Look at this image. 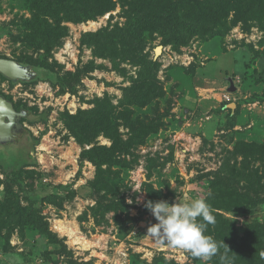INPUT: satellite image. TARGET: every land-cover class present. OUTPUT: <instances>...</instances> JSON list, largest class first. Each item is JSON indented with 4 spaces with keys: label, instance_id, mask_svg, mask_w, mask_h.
<instances>
[{
    "label": "rangeland",
    "instance_id": "1",
    "mask_svg": "<svg viewBox=\"0 0 264 264\" xmlns=\"http://www.w3.org/2000/svg\"><path fill=\"white\" fill-rule=\"evenodd\" d=\"M111 2L0 0V58L36 75L0 74L29 114L25 151L0 148V264H204L147 235L149 201L205 199L218 243L264 223V3Z\"/></svg>",
    "mask_w": 264,
    "mask_h": 264
},
{
    "label": "clouds",
    "instance_id": "2",
    "mask_svg": "<svg viewBox=\"0 0 264 264\" xmlns=\"http://www.w3.org/2000/svg\"><path fill=\"white\" fill-rule=\"evenodd\" d=\"M145 207L157 221L148 227L147 235L166 242L169 247L188 252L204 264L217 256L219 249L223 247L224 253L219 256L221 264H233L228 256L230 250L227 245L223 241L218 243L205 234L207 226L215 223V217L211 214L210 206L205 199L197 198L191 203L184 204L149 201ZM258 255L264 260V250L259 251Z\"/></svg>",
    "mask_w": 264,
    "mask_h": 264
},
{
    "label": "trees",
    "instance_id": "3",
    "mask_svg": "<svg viewBox=\"0 0 264 264\" xmlns=\"http://www.w3.org/2000/svg\"><path fill=\"white\" fill-rule=\"evenodd\" d=\"M64 1V0H63ZM260 6L264 3V0H261ZM70 3L69 6L71 11H74L73 17L67 16V19H73L77 21L81 15H84V17L93 18L95 16L102 15L105 12H108L110 10V4L112 3L111 0H66V4ZM75 5V6H74ZM68 20V21H69ZM5 35H10L8 31L4 32ZM106 34V33H105ZM3 35V32H2ZM1 36V35H0ZM90 38H92V43H101V40L104 35L96 34V35H89ZM46 69L42 71L44 73ZM45 80H48L50 82L55 81V77L50 76V74H44L41 76ZM83 127V126H81ZM39 140H36L35 144H38ZM1 163V162H0ZM2 164V163H1ZM3 169L5 167L2 164ZM5 171V170H4ZM14 169L12 170V172ZM17 171V170H16ZM16 175L18 173H15ZM7 174L9 171H5ZM11 172V173H12ZM11 195L9 197V201L13 204L12 209L15 211V214L20 215L21 217L25 219H32L34 223H36V220H39L37 216H34L31 213H25V209L22 208L19 204V197L15 193H7V195ZM264 203V198L261 199ZM261 200H252L253 205H258ZM261 202V203H262ZM41 221L39 220V223ZM228 236L224 240L225 245L229 248L230 252H228L229 258L232 260L233 264H264V260H261L258 253L261 250H264V223H252L247 227V230L245 231L244 235H240L236 230L234 226L228 227ZM57 241V239L55 240ZM224 253V248L221 253L216 258V264H221L220 262V254ZM39 260L42 264L48 263L52 264L51 261L45 259L40 256Z\"/></svg>",
    "mask_w": 264,
    "mask_h": 264
},
{
    "label": "water",
    "instance_id": "4",
    "mask_svg": "<svg viewBox=\"0 0 264 264\" xmlns=\"http://www.w3.org/2000/svg\"><path fill=\"white\" fill-rule=\"evenodd\" d=\"M162 49V47H159L156 50V53L160 54L162 52ZM0 74L13 82L27 81L36 76L32 73V69L29 66H23L14 60L5 58H0ZM233 87L234 86L232 83L231 91H233ZM24 113L26 112H23L21 114L17 113L14 109L13 104L4 96L0 95V145H5L10 141L9 139H7V137H5V134H9L8 132L10 130V128H8L10 125L6 123V119L9 118L11 121L12 116L21 118L24 116Z\"/></svg>",
    "mask_w": 264,
    "mask_h": 264
},
{
    "label": "flooded vegetation",
    "instance_id": "5",
    "mask_svg": "<svg viewBox=\"0 0 264 264\" xmlns=\"http://www.w3.org/2000/svg\"><path fill=\"white\" fill-rule=\"evenodd\" d=\"M14 109L19 114H21L23 112H26L24 110H17L15 108V106H14ZM26 113H24V116L21 117V118H17L15 116H12L11 121H10L9 118L6 119V123L8 125H10L8 127V128H10V130L8 132L9 134H5L6 135L5 137H7V139H9L10 141L8 143H6L5 145H0V148L1 149L10 148V147L15 146L17 149H20L21 153H22V151H25V150H23L26 147L25 144H24V141H26V139L28 140V137H29L28 136L29 135V132L25 128L24 122H23L24 119L29 116L28 112H26ZM9 136H11V137H9ZM22 156H23V154H22Z\"/></svg>",
    "mask_w": 264,
    "mask_h": 264
},
{
    "label": "bare ground",
    "instance_id": "6",
    "mask_svg": "<svg viewBox=\"0 0 264 264\" xmlns=\"http://www.w3.org/2000/svg\"><path fill=\"white\" fill-rule=\"evenodd\" d=\"M63 229V228H62ZM66 230V229H65Z\"/></svg>",
    "mask_w": 264,
    "mask_h": 264
},
{
    "label": "built area",
    "instance_id": "7",
    "mask_svg": "<svg viewBox=\"0 0 264 264\" xmlns=\"http://www.w3.org/2000/svg\"><path fill=\"white\" fill-rule=\"evenodd\" d=\"M238 82V81H237Z\"/></svg>",
    "mask_w": 264,
    "mask_h": 264
}]
</instances>
